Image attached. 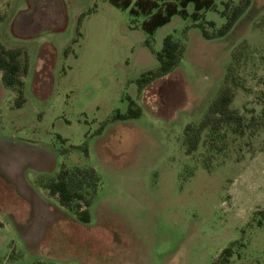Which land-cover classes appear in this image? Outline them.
I'll return each mask as SVG.
<instances>
[{"label": "rangeland", "instance_id": "374dc122", "mask_svg": "<svg viewBox=\"0 0 264 264\" xmlns=\"http://www.w3.org/2000/svg\"><path fill=\"white\" fill-rule=\"evenodd\" d=\"M238 1L215 0L197 22L213 35L223 4ZM142 19L108 0H0V44L19 49L27 67L20 107L0 70V141L42 151L23 177L47 211L33 216L0 169V264H264V0H250L220 38L173 16L153 47L171 34L182 58L138 90L135 80L157 66ZM225 84L242 132L205 130L186 153L184 126L199 123ZM126 96L141 115L113 121ZM74 167L100 177L88 223L44 188Z\"/></svg>", "mask_w": 264, "mask_h": 264}, {"label": "trees", "instance_id": "16d2710c", "mask_svg": "<svg viewBox=\"0 0 264 264\" xmlns=\"http://www.w3.org/2000/svg\"><path fill=\"white\" fill-rule=\"evenodd\" d=\"M113 6L128 10L132 19L143 17L140 23L142 31L146 34L144 45L154 55L157 66L154 69L147 70L135 80L138 90L151 83L152 81L162 78L172 72V70L180 62L184 45L176 40L171 34L163 37L160 49L156 50L153 47V35L155 31L168 23L175 15L182 19L190 17L193 20V26L200 29L202 37L205 39H214L225 36L234 26L239 17L249 7L250 0H239L238 3L230 5L224 3L223 10L220 12L221 17L225 19L217 31L210 35L205 31L203 26L197 21L203 16L202 13L212 10L215 5V0H108ZM192 5L193 10L188 12L187 8ZM210 25L214 23L208 22ZM187 31V27L183 32ZM19 49H6L0 44V70L2 84L6 88L15 90L17 98L15 100L16 107H20L24 99L22 97L23 81L21 77L26 73V62L21 63ZM262 113H264V92L261 93ZM233 99V92L228 85L222 86L214 99L209 103L203 118L193 127L191 124H186L183 129V144L186 153L195 151L198 147L201 134L206 130L209 138L220 133L221 126L227 125L231 132H242L241 116L234 110L230 109V104ZM128 102L127 110L124 114L118 111L112 116V120H127L136 119L141 115V110L136 102L129 96H126ZM86 152V148H84ZM100 182L99 175L93 168L74 167L71 170L61 169L54 179H50L44 186L51 195L58 197L60 205L75 211L78 220L82 223L90 221L88 207L90 199L88 195H95L98 184ZM85 205V209L81 207ZM230 248H224L220 253V258L230 257ZM33 264H56L43 261H37ZM217 264V262H212Z\"/></svg>", "mask_w": 264, "mask_h": 264}, {"label": "water", "instance_id": "95a60500", "mask_svg": "<svg viewBox=\"0 0 264 264\" xmlns=\"http://www.w3.org/2000/svg\"><path fill=\"white\" fill-rule=\"evenodd\" d=\"M42 151L38 147H29L20 144L13 145L5 140L0 141V169L2 174L14 184L16 190L24 198H26L32 206L33 216H40L45 218L47 215L41 212L42 209L37 208L39 201L36 196L27 189L24 177L23 169L26 164L32 163L36 157H39ZM37 209L36 212L34 210ZM36 213V214H35ZM29 231L32 230L30 227H26ZM34 228V227H32Z\"/></svg>", "mask_w": 264, "mask_h": 264}]
</instances>
